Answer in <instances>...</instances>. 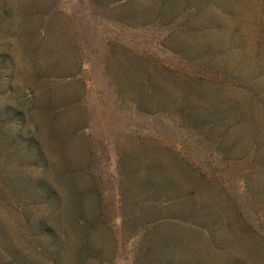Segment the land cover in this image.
<instances>
[{
  "label": "rangeland",
  "instance_id": "374dc122",
  "mask_svg": "<svg viewBox=\"0 0 264 264\" xmlns=\"http://www.w3.org/2000/svg\"><path fill=\"white\" fill-rule=\"evenodd\" d=\"M38 223L54 264H264V0H0V264Z\"/></svg>",
  "mask_w": 264,
  "mask_h": 264
},
{
  "label": "trees",
  "instance_id": "16d2710c",
  "mask_svg": "<svg viewBox=\"0 0 264 264\" xmlns=\"http://www.w3.org/2000/svg\"><path fill=\"white\" fill-rule=\"evenodd\" d=\"M38 225L39 223L36 225L37 231L39 233L37 238H40L43 241L40 244L35 242V251L36 253L38 252L44 258H39L38 260H36L37 264H42V261L44 262L43 264H46V262H48V264H54L55 262H57V259L61 258V253L65 251V237L54 228L45 226L43 229H40L41 225ZM8 260L9 258L6 261L2 262V264H36L29 263L28 260L25 259L23 260V263H9Z\"/></svg>",
  "mask_w": 264,
  "mask_h": 264
}]
</instances>
